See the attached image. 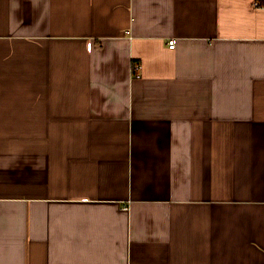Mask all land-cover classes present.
Instances as JSON below:
<instances>
[{
    "label": "crops",
    "instance_id": "1",
    "mask_svg": "<svg viewBox=\"0 0 264 264\" xmlns=\"http://www.w3.org/2000/svg\"><path fill=\"white\" fill-rule=\"evenodd\" d=\"M0 264H264V0H0Z\"/></svg>",
    "mask_w": 264,
    "mask_h": 264
},
{
    "label": "built area",
    "instance_id": "2",
    "mask_svg": "<svg viewBox=\"0 0 264 264\" xmlns=\"http://www.w3.org/2000/svg\"><path fill=\"white\" fill-rule=\"evenodd\" d=\"M169 47L171 49H175L176 48V41L175 40H170L169 41ZM140 70H141V66L139 63H135L133 65V72L135 73L136 77H140Z\"/></svg>",
    "mask_w": 264,
    "mask_h": 264
}]
</instances>
